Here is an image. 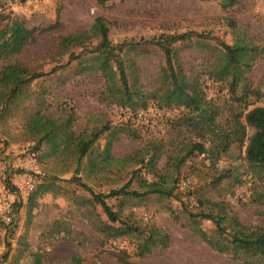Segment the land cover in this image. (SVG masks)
Masks as SVG:
<instances>
[{"label": "rangeland", "instance_id": "1", "mask_svg": "<svg viewBox=\"0 0 264 264\" xmlns=\"http://www.w3.org/2000/svg\"><path fill=\"white\" fill-rule=\"evenodd\" d=\"M219 1L107 0L101 4L97 0H43L27 11L4 8L3 12L11 17L24 18L27 27L35 30L36 39L15 56L0 57V70L13 62L36 71L58 68L31 81L6 104L0 100V193L9 197L15 211V224L10 229L0 225V264H119L117 254L122 252L127 260L140 264H239L243 262L241 256L249 264H264V257L244 254L235 257L213 249L208 241L215 236L213 222L197 218L195 225L189 213L199 210L198 199L223 201L228 212L243 225L264 226V169L260 172L261 179L253 176L243 166L245 162L236 158V149L218 161V170L209 167L203 154L189 157L180 167L174 192L187 209L179 199L156 194L107 199L121 219L141 227V236L148 234L149 225L161 228L168 235L167 244L158 243L143 256L137 254L141 236L106 238L92 228V214L99 213L102 219L107 217L99 205L80 204L82 198L92 195L71 181L73 176H78L91 191L107 193L128 180L130 189L143 192L146 187L142 179H157L134 161L111 165L101 162L99 153L115 128L118 132L111 147L114 159L136 151L144 153L147 159L153 145H157L156 168L163 170L179 152L183 131L172 124H177L181 113L166 104L165 57L158 45L149 42L154 37L188 31L208 37L209 46L183 47L180 56L186 77L201 83L203 102L209 107L212 101L220 109L221 123L232 108L240 110L242 106L233 103L226 84L214 82L204 73L217 53L214 38L228 44L244 41L263 48L241 84L250 88L248 109L264 106V0H239L227 8ZM98 17L105 20L111 42L124 45L118 53L128 72V83L147 94L146 108L132 110L108 103L103 95L102 75L94 70L80 71V64H91L89 51L96 47L98 37L85 42L83 47H69L62 55L58 53L60 36L88 30ZM231 21L234 28L229 25ZM71 52L73 58H69ZM43 116L56 123V145L42 137ZM103 127L106 129L99 139L78 160V138L89 137L91 131ZM128 127L137 137L120 131ZM27 144L37 145L38 171L44 174L37 175V186L47 181L58 190L44 192L34 203L29 196L37 186L28 195L19 192L5 172L7 156L3 151ZM91 158H96L100 170L90 166ZM238 165L239 172H243L241 182L223 179L212 185L213 177L222 168ZM134 169L139 171L131 178ZM175 176L176 172L170 168L165 184L172 186Z\"/></svg>", "mask_w": 264, "mask_h": 264}, {"label": "trees", "instance_id": "2", "mask_svg": "<svg viewBox=\"0 0 264 264\" xmlns=\"http://www.w3.org/2000/svg\"><path fill=\"white\" fill-rule=\"evenodd\" d=\"M103 4L107 0H97ZM239 0H220V5L227 8L235 5ZM1 4V0H0ZM235 27L233 22L229 23ZM108 26L104 19L96 18L90 29L68 34L59 37L57 50L62 55L69 47H83L85 42L94 37L99 41L96 47L89 51L91 53L89 65L80 64L81 70H94L102 75L104 81L103 95L105 101L114 103L122 107H129L132 110L146 108L147 94L138 88H132L128 83L124 61L118 52L123 48V44L114 45L108 35ZM196 35L195 38H192ZM35 30L28 28L24 18L11 17L8 13L0 11V57L11 58L20 53L27 45L35 41ZM218 44L217 53L208 62V67L204 73L214 81L226 84L231 94L233 103L240 110L230 108L226 121H218L220 109L210 101L209 107L203 102L204 93L198 79L186 77L184 74L183 61L180 51L184 47L209 46L208 37L202 33L183 32L178 34H163L149 40L160 47L165 57L166 76L164 78V92L166 104L180 110L181 117L177 124L172 127H179L183 131V137L178 144V153L170 159L163 170L156 168L159 157V148L153 145L151 155L146 159L145 154L136 151L127 154L121 159H114L111 155L112 141L115 139L118 130L112 129L109 132L102 152L99 153L101 162L104 165L125 164L134 161L153 173L157 179L146 181L142 179V184L146 189L143 192L130 189V180L119 188H112L107 193H97L81 181L78 176H73L71 181L89 190L90 198H82L80 204L91 203L99 205L107 219H102L99 213L92 214L91 226L101 236L122 237L127 234L142 235L141 227L136 223L123 220L120 214L112 209L107 199L112 197H144L147 194H156L162 197L181 198L174 192L178 182L179 169L185 161L194 155L203 154L209 161V167L218 170V161L232 152L238 151L236 158L242 159L246 169L253 176L262 178L260 172L264 169V106H254L248 109L250 104L247 100L250 88L243 83L245 74L252 68L255 59L262 55L263 48L250 45L244 41H235L228 44L214 38ZM129 48L131 46H128ZM73 58V53L69 54ZM58 67L53 66L49 70H31L19 62L5 64L0 70V100L7 101L19 93L31 81L44 75L54 73ZM240 90V92H239ZM70 120H68V123ZM41 129L44 130L43 139L52 140L56 145L57 126L53 119L43 116ZM105 127L91 131L90 136L78 138L76 150L78 160H80L105 131ZM122 132L137 137V133L130 127L120 128ZM249 129L251 133L249 134ZM67 135V133H65ZM69 139V138H68ZM37 148V145L34 144ZM96 158L89 159L92 168H97ZM170 168L176 172L172 186L166 185L170 176ZM240 166L233 168H222L219 174L212 179V185L219 184L223 179H231L233 182H241L243 172H239ZM139 169L132 171V177L136 176ZM245 172V170H243ZM9 186V184H7ZM58 191L52 182H41L34 192L30 194L29 200L34 203L37 196L44 192ZM184 209H187L185 202H181ZM199 210L195 213L189 212L195 225L199 219H207L213 222L215 229L214 238L208 241L213 249L220 253H229L235 257L242 254L249 257H264V226L254 228L247 227L239 222L235 215L227 210L223 201H210L209 199H198ZM2 223L0 222V225ZM15 224V223H14ZM13 224V225H14ZM148 234L141 236L142 242L137 246L138 256L149 253L158 243L165 245L168 242V235L155 225H149ZM251 250L248 253L244 251ZM7 254H5L6 256ZM119 264H140L127 260L125 253L117 254ZM243 262L239 264H249L246 258L241 256Z\"/></svg>", "mask_w": 264, "mask_h": 264}, {"label": "built area", "instance_id": "3", "mask_svg": "<svg viewBox=\"0 0 264 264\" xmlns=\"http://www.w3.org/2000/svg\"><path fill=\"white\" fill-rule=\"evenodd\" d=\"M43 0H1L0 11L5 7L11 6L12 9H24L27 11L30 7L36 6ZM7 156L5 172L8 180L13 187L26 195L30 194L37 186V175L42 177L38 171V150L29 144L14 147L8 151H3ZM0 222L10 229L15 223V211L13 203L9 197L0 193Z\"/></svg>", "mask_w": 264, "mask_h": 264}]
</instances>
